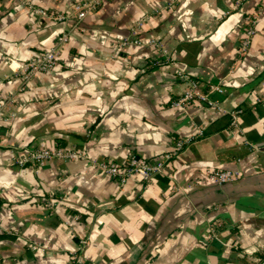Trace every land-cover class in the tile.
Returning <instances> with one entry per match:
<instances>
[{
  "label": "crops",
  "instance_id": "1",
  "mask_svg": "<svg viewBox=\"0 0 264 264\" xmlns=\"http://www.w3.org/2000/svg\"><path fill=\"white\" fill-rule=\"evenodd\" d=\"M84 1L0 0V101L14 112L0 123V264H72L75 253L78 264H259L264 0H100L77 20ZM25 2L69 15L40 17ZM247 16L257 22L240 53ZM63 34L56 66L25 80L22 66ZM178 71L216 107H171L188 87ZM56 146L82 157L18 163ZM130 155L164 160L161 172L120 181L98 166L122 172ZM207 169L240 175L215 184Z\"/></svg>",
  "mask_w": 264,
  "mask_h": 264
},
{
  "label": "built area",
  "instance_id": "2",
  "mask_svg": "<svg viewBox=\"0 0 264 264\" xmlns=\"http://www.w3.org/2000/svg\"><path fill=\"white\" fill-rule=\"evenodd\" d=\"M100 0H87L81 3H77L72 8V14H74L77 20H81L84 18L89 12L93 11L97 8ZM27 7L31 10L33 14L37 16L49 18L54 21H63L65 20L69 14L60 13V12H48L47 10L41 7H35L30 2H25ZM257 18L256 16H247L246 17V27L244 29L243 36L240 40V45L238 51L243 53L248 48L251 38L255 32ZM66 39V34L58 37L57 43L42 52L38 57L33 58L27 61L22 66V75L25 80L30 79L32 76L37 75L41 72H46L52 70L58 61V45L61 44ZM163 54L165 57L163 60L159 61L160 63H170L171 59L169 54L165 50H163ZM158 62V63H159ZM177 75L186 81L188 87L186 90L179 95L178 97L173 98L170 101V106L177 109H185L189 103L193 100H198L205 102L206 104L216 107L217 101L211 100L208 98L206 93L199 92L197 88L196 81L189 78L186 74L178 71ZM209 90H216L218 92H222V89L217 84H212L208 86ZM239 113L240 109L236 108L229 112L230 114V122L229 126L232 129L238 128L239 122ZM14 117V112L9 109V105L7 101H0V123H7ZM201 132L198 131V135ZM190 140L188 139H177L174 141L171 150L165 155V158L168 159L174 156L182 147L188 143ZM82 157L81 153L72 148H63L60 146H56L51 150L36 148L30 150L28 156L26 158L18 160L19 164H24L25 162H30L31 164H41L46 160L59 158V159H76ZM164 158V159H165ZM164 164V160H155L153 162L146 161L145 159L138 158L135 155H130L126 162L123 164L122 172L119 171V165L112 162H99V168L107 175L117 176L120 181H123L125 175L136 172L143 179H148L152 174L159 173L162 170ZM205 174L207 178L215 183V184H224V183H233L236 182L239 178V171L236 169H207L205 170ZM216 233V228H210V234L214 235ZM85 244L84 240H80L79 242V250H82L83 245ZM74 259L72 260V264H78L81 261L80 253H75L73 255Z\"/></svg>",
  "mask_w": 264,
  "mask_h": 264
},
{
  "label": "trees",
  "instance_id": "3",
  "mask_svg": "<svg viewBox=\"0 0 264 264\" xmlns=\"http://www.w3.org/2000/svg\"><path fill=\"white\" fill-rule=\"evenodd\" d=\"M263 261H264V257H263V258H261V260H260L259 264H260V263H262Z\"/></svg>",
  "mask_w": 264,
  "mask_h": 264
},
{
  "label": "water",
  "instance_id": "4",
  "mask_svg": "<svg viewBox=\"0 0 264 264\" xmlns=\"http://www.w3.org/2000/svg\"><path fill=\"white\" fill-rule=\"evenodd\" d=\"M260 264H264V261L262 263H260Z\"/></svg>",
  "mask_w": 264,
  "mask_h": 264
}]
</instances>
